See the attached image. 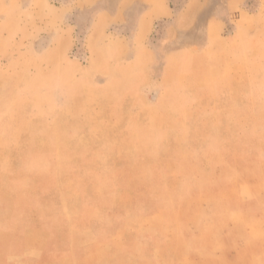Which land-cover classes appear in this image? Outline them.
Listing matches in <instances>:
<instances>
[{
  "label": "rangeland",
  "instance_id": "obj_1",
  "mask_svg": "<svg viewBox=\"0 0 264 264\" xmlns=\"http://www.w3.org/2000/svg\"><path fill=\"white\" fill-rule=\"evenodd\" d=\"M0 264H264V0H0Z\"/></svg>",
  "mask_w": 264,
  "mask_h": 264
}]
</instances>
